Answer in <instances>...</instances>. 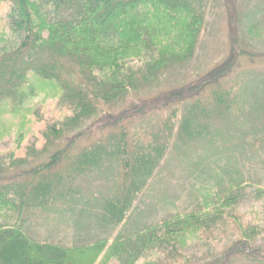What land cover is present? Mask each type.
Returning a JSON list of instances; mask_svg holds the SVG:
<instances>
[{"label": "trees", "instance_id": "1", "mask_svg": "<svg viewBox=\"0 0 264 264\" xmlns=\"http://www.w3.org/2000/svg\"><path fill=\"white\" fill-rule=\"evenodd\" d=\"M195 1L0 0V19L5 21L0 22V105L13 100V112H18L28 98L51 85L49 93L56 92L58 104L70 111L45 131L44 155L35 153L32 145L27 158L10 156L7 171L14 168L13 174L7 182L0 178V264H109L114 258L120 264H136L149 244L176 246L186 236H195L208 219L222 217L225 208H236L245 196L246 166L235 161L247 153L264 170V75L237 84L222 82L224 75L213 77L216 86L206 96L191 101L178 97L182 108H172L160 130L144 136L146 141L127 127L128 121L161 109L169 101L167 94L121 111L106 123L114 125L109 133L95 139L87 135L105 107L121 104L130 91L159 80L162 70L193 57L206 26L205 12ZM224 1L236 32L239 5L236 0ZM252 25L259 26L260 21L253 19L248 30ZM174 127L178 146L199 145L204 154L223 148L222 154L238 158L221 166L208 158L206 169L197 167L204 179L209 176L213 189L215 183L218 187L216 191L209 187L214 193L209 190L205 195L206 206L213 209L176 213L133 236L119 233L109 245L110 229L125 223L161 166ZM31 160L37 163L32 165ZM94 180L113 183V192L103 186L104 190L87 194L85 185ZM257 188L264 195V187ZM51 208L56 210L55 221L72 222L70 239L75 243L31 235L26 213ZM237 227L240 238L219 263L232 264L238 252L244 260L264 264V247L257 244L259 222L240 221ZM158 228L164 229L162 235ZM80 230L88 232L84 238L78 237Z\"/></svg>", "mask_w": 264, "mask_h": 264}, {"label": "rangeland", "instance_id": "2", "mask_svg": "<svg viewBox=\"0 0 264 264\" xmlns=\"http://www.w3.org/2000/svg\"><path fill=\"white\" fill-rule=\"evenodd\" d=\"M236 1L241 13V22L238 26L236 25V32H234L231 30L224 0H196L194 2L196 7L205 12L206 26L203 28L193 57L187 62L175 63L162 70L159 80L152 81L141 90L130 91L121 104L110 108L105 107L96 119L95 125L88 130V138L95 139L109 133L114 125L106 123L121 111L131 109L146 98L167 94L169 101L161 109L135 119L130 118L128 121L127 127L135 128L133 133L136 134L135 132L138 131L143 137L141 139L146 141L144 136L150 131L156 132V129L159 131L158 127H162V123L166 121L172 108L176 105L179 109L182 108V101L177 99L178 97L191 101L200 95L206 96L207 92L216 86L217 80L214 78L223 75L225 79L222 82L227 81L228 84H237L239 80H252L249 78L254 75H264V0ZM253 19L260 21V25H252L248 30L249 23ZM0 22L2 24L5 22L2 17ZM233 36L236 38L234 46ZM204 79L206 80L203 81ZM222 85H226V83H222ZM47 86L45 91L28 98L23 110L19 108L18 112H13L15 108L13 100L3 101L0 105V178L3 182H7L13 174L14 168L7 171L11 162L10 156L18 160L25 159L29 156L27 149L32 145L35 146V153L41 151V154L44 155L45 131L48 126L62 122L70 112L66 107L58 104L60 96L58 97L56 92L49 93L52 86ZM93 121L94 118L87 122L84 128L89 127ZM19 139L22 141L19 142ZM88 141L90 139L85 138L84 142ZM64 143L65 141H63ZM19 144L21 145L19 146ZM229 147L231 146L229 145ZM204 150L199 145L178 146L176 127H174L169 150L161 166L147 187L137 197L125 223L120 224L116 229H110L109 245L119 233H123L124 237L133 236L136 231L158 225L176 213L180 215L189 212L199 214L206 208L213 209L211 204L206 206L205 201V197H208L205 196L206 193L213 189L208 183L207 177L209 176L204 179L197 172V167L206 169L208 162L204 161L208 158L221 166L227 161L228 164L231 163L230 159L233 157L227 153L222 154L223 148L213 154H204ZM53 152L51 153L53 154ZM261 154H264V148L261 150ZM252 157L254 156L242 152L239 160H234L242 168L246 166L244 172L247 180V184L242 185V192L245 193V196L242 195L236 208H225L222 217L208 219V224L202 225L195 236H186L181 243L177 242L176 246L149 244L136 264L145 262H154V264H208L214 262V264H220L219 262L223 261L226 251L231 249L234 242L240 238L238 222L247 220L259 222L262 232L258 234L257 244L264 247V195L258 193L257 190L259 184L264 187V170H262L263 165L257 164ZM30 163L34 165L37 162L31 160ZM5 170L7 174L2 178L1 174H4ZM227 179L226 176L225 180ZM87 180L92 181L90 178ZM111 185L113 183L94 180L90 185H85L86 193H98L102 188L104 190L103 186L112 193ZM217 188L215 183V191ZM213 190L211 192L214 193ZM52 204L54 205V203ZM44 207L48 206L44 205ZM26 217L31 235L41 240H51L64 245L73 244L74 241L70 239L73 224L70 220L65 219L64 222L61 219L55 221L56 210L51 208L34 214L26 213ZM163 232L164 229H157L159 235H162ZM87 233L80 230L77 235L79 238H84ZM89 233L94 234L96 231H89ZM134 238L132 237V239ZM236 253L235 261L232 264H260L258 260L250 262L244 260ZM103 255L104 253L98 258L99 261ZM120 263L119 258H114L109 264Z\"/></svg>", "mask_w": 264, "mask_h": 264}]
</instances>
